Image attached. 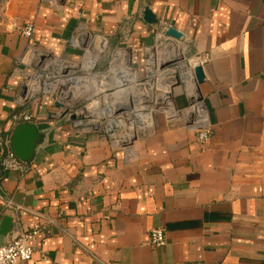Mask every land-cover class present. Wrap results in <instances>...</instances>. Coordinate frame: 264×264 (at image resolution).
Wrapping results in <instances>:
<instances>
[{"label": "crops", "instance_id": "0c3cea01", "mask_svg": "<svg viewBox=\"0 0 264 264\" xmlns=\"http://www.w3.org/2000/svg\"><path fill=\"white\" fill-rule=\"evenodd\" d=\"M80 23L112 48L133 46L139 66L159 24L180 31L187 56L207 57L199 91L212 140L159 114L132 146H115L52 115L49 99L21 105L27 47L78 58L69 40ZM175 101L189 103L182 89ZM22 110L46 138L24 176L3 170L0 150V224L16 223L3 243L43 227L17 264H264V0H0V138L12 140ZM160 227L166 243L154 248Z\"/></svg>", "mask_w": 264, "mask_h": 264}, {"label": "built area", "instance_id": "2783aa9c", "mask_svg": "<svg viewBox=\"0 0 264 264\" xmlns=\"http://www.w3.org/2000/svg\"><path fill=\"white\" fill-rule=\"evenodd\" d=\"M168 28L159 24L155 44L142 50V66L137 63L133 46L124 43L112 48L105 36L94 33L84 23L69 40L71 47L81 50L78 58L55 56L50 50L30 44L15 70L22 79L19 103L37 105L49 99L52 115L63 114L65 121L86 132L105 135L115 146L153 128L159 114L170 122L185 123L196 132L199 143L207 144L213 133L195 73L207 57L187 56L183 36L178 39L168 35ZM35 31V24L28 23L21 35L31 40ZM177 89L189 99L187 106H177ZM37 118L22 110L13 114L12 122L18 126L35 123ZM0 150L4 171L23 176L31 171V166L13 152L10 138H0ZM42 228L36 223L15 232L9 242L0 245V264L29 261ZM148 236L154 248L166 243L165 228L151 229Z\"/></svg>", "mask_w": 264, "mask_h": 264}, {"label": "water", "instance_id": "95a60500", "mask_svg": "<svg viewBox=\"0 0 264 264\" xmlns=\"http://www.w3.org/2000/svg\"><path fill=\"white\" fill-rule=\"evenodd\" d=\"M144 20L149 24L158 23L156 15L149 9L144 11ZM167 34L175 38H182L183 34L176 30L174 27H169ZM196 78L201 85L205 81V73L203 67L198 66L195 70ZM59 106V105H57ZM63 114L57 116V118H62ZM74 119V118H73ZM96 132V131H95ZM46 134L41 132L38 126L34 123H24L18 125L13 133L11 145L12 150L15 155L25 164L31 166L37 157L38 147L45 141ZM134 137L131 141H125L122 146H132ZM16 223L14 218L11 216H4L0 224V245H3V238L6 237L14 228Z\"/></svg>", "mask_w": 264, "mask_h": 264}]
</instances>
